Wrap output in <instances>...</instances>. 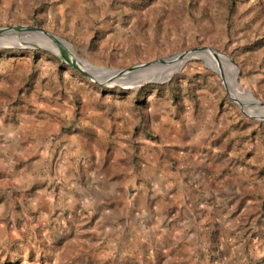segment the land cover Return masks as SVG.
<instances>
[{
    "label": "rangeland",
    "instance_id": "obj_1",
    "mask_svg": "<svg viewBox=\"0 0 264 264\" xmlns=\"http://www.w3.org/2000/svg\"><path fill=\"white\" fill-rule=\"evenodd\" d=\"M18 26L63 40L88 69L123 70L200 47L219 55L206 52V63L220 71L227 62L229 73L200 58L161 84L86 71L100 86L56 56H68L65 48L39 46L48 39L0 34V264H264V118H254L264 112L243 97L242 112L225 91L235 94L232 72L239 92L264 106V0H0V28ZM151 95L168 117L192 120V132L179 123L177 139L202 145L193 157L213 163L202 186L170 177L164 193L142 173L146 151L169 172L176 163L156 145L164 133H146L145 145L140 128L120 121L125 109L144 115ZM114 177L116 198L107 194ZM145 181L167 237L114 249L104 234L107 208L141 203L135 194ZM99 188L103 195L92 193ZM201 223L212 224L210 235L192 229ZM187 231L194 242L173 238Z\"/></svg>",
    "mask_w": 264,
    "mask_h": 264
},
{
    "label": "crops",
    "instance_id": "obj_2",
    "mask_svg": "<svg viewBox=\"0 0 264 264\" xmlns=\"http://www.w3.org/2000/svg\"><path fill=\"white\" fill-rule=\"evenodd\" d=\"M153 96H147L144 99V104L148 105V109L146 110L144 115L138 116L137 114H133V108L125 109L122 113H118L121 115L120 121L124 120L125 125L127 126L126 129L130 130L129 127H133L136 125L140 128L139 133L137 134V138L139 141H145V145H148L145 140V134L148 132L157 133L162 132L165 134V140L163 141H156V145L159 149L164 148V153L168 154V156L173 157L176 160L175 168L173 172H169L166 170L163 165L160 168V164L156 155L153 153L152 158H147L148 154L147 151L145 152V156L147 161L146 164L142 167V173L148 174L152 177L153 181L156 182L157 188L160 189V192H166L167 187L169 186L168 178H173L174 180H179L182 182L183 180H190L194 185L202 186L201 183L198 181L203 182L204 180L209 179V175L212 172L214 167L212 162H200L201 160H197L193 157L194 153L199 152L200 146H194L196 148L190 147L192 145L191 142H181L177 139L178 136V127H180V122H185L184 125L189 127L188 132L191 131V127H193V122L190 120L187 114H182L179 116V119L176 121L174 118H170L164 114L161 110V103H164L162 100L158 98H152ZM130 104V103H129ZM132 104V103H131ZM142 110V109H141ZM118 114L115 113L117 116ZM123 114V116H122ZM202 124V123H201ZM200 125V124H199ZM197 126V125H196ZM198 127V126H197ZM114 131L117 130L115 126ZM198 132L199 129L196 128ZM181 132V131H180ZM48 130L46 129L44 134L43 131L40 132V135H48ZM201 133V132H200ZM36 135V134H35ZM130 134L125 136V139H129ZM65 139L63 136L61 137V141ZM59 140V142H60ZM152 144V143H150ZM127 145V144H126ZM162 148H161V147ZM126 147V146H125ZM150 148V147H149ZM126 152L129 154L132 152L127 147L125 148ZM192 151V153H190ZM154 157V158H153ZM149 161H152L151 166H149ZM102 179V178H101ZM126 184L134 183V177L129 176L126 177ZM117 177H114L110 180L109 188L107 189V194L110 197L116 198L119 196V193L116 189L117 184ZM137 185L143 188L142 194H135L136 196H140L139 198L141 203L133 205V204H125V205H110L107 208L108 213L111 214L110 219L106 222L105 226L108 229L104 234L108 233L106 237L110 244L114 249L116 245H131L138 243L140 239L142 242H145L146 239L149 238L153 242L159 243L165 239L166 233V223L163 220V209L158 205H153L151 203V198L153 196L154 190L152 189L151 185H149L146 181L143 183L138 182ZM139 189V188H138ZM103 189L99 188L97 190H92V193L103 195ZM158 193V192H157ZM156 193V194H157ZM67 195V194H66ZM46 196V195H45ZM135 197V196H134ZM146 197H149L148 204L143 201ZM143 198V199H142ZM87 214L93 213V207L91 205H85L82 207ZM101 208L100 206H96V211ZM103 208V207H102ZM99 212V211H98ZM200 223V222H199ZM191 222H179V226L182 229H191ZM198 225V224H197ZM193 228H207L208 235H210V231L213 228L212 224L206 226V224H199L198 226H192ZM201 234V233H200ZM206 233H202L205 235ZM194 235L190 234L189 231L186 233H179L173 236L174 239L182 240L181 242H194Z\"/></svg>",
    "mask_w": 264,
    "mask_h": 264
},
{
    "label": "bare ground",
    "instance_id": "obj_3",
    "mask_svg": "<svg viewBox=\"0 0 264 264\" xmlns=\"http://www.w3.org/2000/svg\"><path fill=\"white\" fill-rule=\"evenodd\" d=\"M16 33V34H21L23 35L24 32H14V31H3L1 32L0 34H3V33ZM28 31H26L27 33ZM30 33L34 34V35H40L42 36L43 38H46L48 40H45L44 42H41L39 44L40 47L42 48H47V49H51L52 51H56L54 49V46L56 47V43L49 39L48 37L42 35V34H38V33H34L32 31H29ZM28 32V33H29ZM62 44V43H61ZM57 47L59 48H65L67 51H71V48L69 47V45H66L65 43L62 44L61 46L60 45H57ZM59 53V52H57ZM199 55H201V57H199ZM196 58H200L204 61V63L210 67L211 69H213L214 71L220 73V71L222 73H226L228 74L229 73V69H228V63H224V70L223 68L220 69V71L216 68H214L213 66H211L209 63H206L205 60L207 59L206 57V53H203V54H198V55H195ZM191 59L189 56H186L185 58H182V59H177L175 58V56H172V57H167V58H164V59H161L160 61H154V63L152 65H150L149 67H145V68H138L136 70H133V71H130L126 74H123L121 76H116L114 77V72H110L106 69H97V68H94V67H91V69H88V68H84L82 66H80L85 72L87 71H92L95 72L96 75L100 76V77H103L105 75H108V77H111V78H121L123 79L122 81L123 82H126L128 84H136L135 86H140V85H144V84H147V83H157V84H161V83H164L166 82L173 74L174 72L180 68L184 62H186L187 60ZM162 61V62H161ZM224 61V60H223ZM225 62V61H224ZM160 70H159V69ZM156 71V75H153V73H151L152 78H145L144 77V72H148V71ZM152 71V72H154ZM223 75V74H222ZM223 78L225 80V76L223 75ZM231 79H232V84H230L229 86L233 89V91L235 92L232 93V97L236 98L237 101L241 102L242 101V97L244 98V101L245 102H249L251 104H254V105H257L256 101L251 97V96H247V95H242L239 91V87L236 83V79H235V74L231 72ZM107 81H109V79H106ZM258 102V101H257ZM258 107V106H256ZM260 111L264 112V108H260ZM249 114V113H248Z\"/></svg>",
    "mask_w": 264,
    "mask_h": 264
},
{
    "label": "water",
    "instance_id": "obj_4",
    "mask_svg": "<svg viewBox=\"0 0 264 264\" xmlns=\"http://www.w3.org/2000/svg\"><path fill=\"white\" fill-rule=\"evenodd\" d=\"M3 31H14V32H24V31H32L34 33H38V34H42L46 37H48L49 39L53 40L57 45H62L64 44L65 42L53 35H50L48 33H46L45 31L37 28V27H32V26H18V27H9V28H0V33L3 32ZM62 43V44H61ZM206 52H209L211 53L214 58L217 60V56H219L214 50L210 49V48H194L192 50H189V51H185V52H182V53H179V54H176L175 55V58L177 59H182V58H185L186 56H189L190 58H196L195 55H198V54H203V53H206ZM67 55L69 56H66L63 54L62 50L59 49V54L56 55L58 56V58H60L63 62H65L66 64H68L72 69H74L76 72H78L79 74H81L82 76H84L85 78H87L88 80H90L91 82L97 84V85H100V86H106V82L105 83H98L96 82L92 76L90 74H88L87 72H85L81 67H80V64L77 60H75L74 58V55L72 52H69L67 51ZM172 57V56H171ZM155 61H160L159 60H155ZM154 63V61L152 62H149V63H145V64H138V65H135V66H132L130 68H127V69H123V70H110V69H107L108 71L110 72H114V77L116 76H121L123 74H126L130 71H133V70H136L138 68H145V67H149L150 65H152ZM230 63L233 65V62L230 61ZM221 79H222V76L220 75ZM108 82V81H107ZM222 85H223V82H222ZM224 86V85H223ZM225 88V87H224ZM225 91L228 95V97L232 100V102H234L236 105L239 106V108L242 110V112H244V104H242V102H239L236 100V98L232 97L230 95V93L228 92V90L225 88ZM244 92H247V91H244ZM249 93V92H247ZM254 105V104H253ZM255 106H258L260 108H264L263 105H261L259 102H257V105ZM246 114V113H245ZM252 117V116H250ZM256 119H260V118H264V116H257V117H254Z\"/></svg>",
    "mask_w": 264,
    "mask_h": 264
}]
</instances>
